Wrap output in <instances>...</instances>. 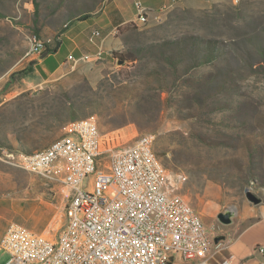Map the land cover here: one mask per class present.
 <instances>
[{
	"label": "rangeland",
	"instance_id": "374dc122",
	"mask_svg": "<svg viewBox=\"0 0 264 264\" xmlns=\"http://www.w3.org/2000/svg\"><path fill=\"white\" fill-rule=\"evenodd\" d=\"M106 1L0 0V145L16 153L24 145L32 153L84 117H95L100 132L113 133L120 147L152 133L175 193L210 234L225 236L229 225L218 215L231 212L235 220L249 202L246 189L264 197L262 176L243 181L250 173L247 142L258 148L260 169L253 174L264 175V0H210L204 9L175 7L126 25L116 32L112 52H134V63L104 55L35 87L33 68L23 75L31 38L55 46L81 16L98 12ZM194 35L219 41L223 51L215 63L193 68L187 39ZM172 41L184 50L178 74L162 57L179 56L178 49L165 47ZM67 196L59 182L0 161V235L17 223L54 239L65 223ZM7 259L0 250V264Z\"/></svg>",
	"mask_w": 264,
	"mask_h": 264
},
{
	"label": "built area",
	"instance_id": "2783aa9c",
	"mask_svg": "<svg viewBox=\"0 0 264 264\" xmlns=\"http://www.w3.org/2000/svg\"><path fill=\"white\" fill-rule=\"evenodd\" d=\"M135 8L137 22L146 23L148 10L139 2ZM51 43L34 35L24 59L36 60ZM92 57L102 60L104 53ZM92 57L68 54L65 63L73 71ZM154 141V134L144 133L120 147L117 136L102 134L95 117H87L68 123L66 134L43 149L25 155L0 149V161L68 192L65 223L54 239L17 223L7 226L0 239L4 264H173L174 257L189 264L209 256L208 231L175 193Z\"/></svg>",
	"mask_w": 264,
	"mask_h": 264
},
{
	"label": "crops",
	"instance_id": "0c3cea01",
	"mask_svg": "<svg viewBox=\"0 0 264 264\" xmlns=\"http://www.w3.org/2000/svg\"><path fill=\"white\" fill-rule=\"evenodd\" d=\"M136 2L148 10L147 20L158 18L161 13L175 7L204 9L210 4V0H107L98 12L63 32L55 52L31 61L35 87L41 88L43 84L67 74L70 71L65 63L68 54H73L76 58L92 57L98 50L104 55L111 54L118 44L115 34L119 28L138 24ZM95 61L92 57L86 62H79L76 67ZM208 234L211 253L206 258H199L189 264H201L202 261L206 264H222L226 260L230 261L229 264H264V252L259 253L256 250L258 246L264 248V197L257 205L247 202L245 207L236 213L235 220L231 217L223 240L215 243L216 236L209 231ZM215 245L218 247L215 248ZM172 263L180 264V259L174 257Z\"/></svg>",
	"mask_w": 264,
	"mask_h": 264
},
{
	"label": "trees",
	"instance_id": "16d2710c",
	"mask_svg": "<svg viewBox=\"0 0 264 264\" xmlns=\"http://www.w3.org/2000/svg\"><path fill=\"white\" fill-rule=\"evenodd\" d=\"M91 15L81 16L80 19L84 20L90 17ZM187 40L191 43L190 55L193 57V60L195 63V65H193V68L215 63V61L218 59L219 55H221L223 51V47L221 48L219 46V43H218L219 41L213 38H206V37L194 35L192 37H189ZM59 43L60 41H58L57 39L55 46H51L47 48L48 53L55 52ZM165 47H167L168 49H170V47H174L175 49L179 50V56L173 57V56L165 55V54H163L162 56L164 59V62L168 64L169 68L173 69L174 72L178 74L180 69L183 66L182 56L184 54V50L181 48L180 43L178 44V42L176 41L167 42V44H165ZM110 57L113 60L122 61L125 63H134L137 60V55L134 52H130V51H123L121 53L111 52ZM145 57H148V56L145 55ZM31 72H32V63H30L29 66L25 70H23V75L30 74ZM125 88L127 89L128 86H125ZM162 89L165 90V88L163 87L161 88V90ZM69 109H73V108H69ZM72 118L78 119L77 116H73ZM84 118H87V117H84ZM221 123L223 124L224 121ZM246 148H247L249 160H250V173L244 176L243 181L244 183H250V182H253L254 179L256 180L255 176H258L259 178H261L262 176L264 178V175L261 172H259V174H253L254 172L256 173V170L260 169V166L256 164L259 162V160L257 159V157H255L257 155L258 148L256 146H253V144H249V142L246 143ZM8 149L14 150L12 148H8ZM19 151L21 153H31L28 148L24 147V145L19 146L18 152ZM254 161H255V164H254Z\"/></svg>",
	"mask_w": 264,
	"mask_h": 264
},
{
	"label": "water",
	"instance_id": "95a60500",
	"mask_svg": "<svg viewBox=\"0 0 264 264\" xmlns=\"http://www.w3.org/2000/svg\"><path fill=\"white\" fill-rule=\"evenodd\" d=\"M48 54V51H45L44 53L41 54V58L46 56ZM119 64L123 63L122 61H118ZM246 192V198L249 202H251L252 204H259L261 202V198L253 195L252 193H250L248 191V189L245 190ZM231 217H232V213L228 212V213H224V214H219L218 215V219L219 221L223 224V225H229L231 223ZM224 236H220V237H216L215 238V243H218L220 240H223Z\"/></svg>",
	"mask_w": 264,
	"mask_h": 264
},
{
	"label": "bare ground",
	"instance_id": "6f19581e",
	"mask_svg": "<svg viewBox=\"0 0 264 264\" xmlns=\"http://www.w3.org/2000/svg\"><path fill=\"white\" fill-rule=\"evenodd\" d=\"M85 120V119H84ZM81 120H77V121H73L72 123H79ZM0 149L2 150V151H10V152H14V151H11V150H9V149H7L6 147H4V146H2V145H0ZM15 154H17V155H25V154H27V153H16V152H14Z\"/></svg>",
	"mask_w": 264,
	"mask_h": 264
}]
</instances>
